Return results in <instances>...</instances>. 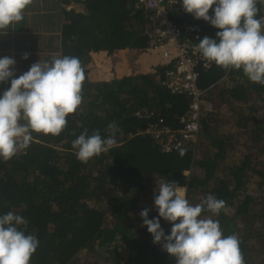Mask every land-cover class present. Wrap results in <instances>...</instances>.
Listing matches in <instances>:
<instances>
[{
  "label": "trees",
  "instance_id": "1",
  "mask_svg": "<svg viewBox=\"0 0 264 264\" xmlns=\"http://www.w3.org/2000/svg\"><path fill=\"white\" fill-rule=\"evenodd\" d=\"M59 1L81 3L84 12L59 8L57 57H109L112 71L85 78L82 104L59 135L32 133L27 149L10 160L0 158V216L13 211L28 220L21 230L39 241L30 264H176L162 244L153 243L140 216L148 208V219L159 218L170 235L172 224L159 217L154 203L162 177L187 186L193 205L209 194L224 200L218 215L205 210L202 216L218 220L224 236H238L245 264H264V85L250 81L242 69L214 62L199 68L207 103L223 109L233 132L217 127V109L201 119L198 153L166 154L148 130L161 121L181 130L190 99L164 86L170 68L157 65L159 54L149 46L153 12L136 8L138 0ZM257 7V18L264 16V0ZM174 20L186 24L198 43L205 36L217 39L219 30L211 24ZM9 51L0 48V58L10 57ZM18 61L29 68L36 63ZM113 122L117 145L87 162L77 159L72 142L85 129L107 137Z\"/></svg>",
  "mask_w": 264,
  "mask_h": 264
},
{
  "label": "clouds",
  "instance_id": "2",
  "mask_svg": "<svg viewBox=\"0 0 264 264\" xmlns=\"http://www.w3.org/2000/svg\"><path fill=\"white\" fill-rule=\"evenodd\" d=\"M257 2L182 0L185 12L219 30L217 39L205 36L198 43L197 38L204 59L224 68L242 69L250 81L264 85V16L257 18ZM31 3L32 0H0V29L23 21V13ZM180 28L195 36L186 24ZM28 57L25 53L22 59ZM156 63L159 67L166 65L160 56ZM15 64L14 58H0V83L10 81V88L0 95V158L4 160L27 149L34 141L32 133L59 135L67 125L66 118L82 104L86 78L82 62L75 56L55 57L43 63L39 60L18 77L13 70ZM166 66L170 68L168 72L173 69L171 64ZM108 128L111 133L107 137H102L99 130L89 135L85 129L72 142L78 150L77 159L87 162L115 147L119 128L115 122ZM154 203L159 217L172 224L170 235H165L159 218L148 219V208L140 213L142 226L153 236L154 244H162V249L176 258V264H245L238 236H224L218 220L202 216L205 210L218 215L225 208L224 200L209 194L193 205L185 198L183 187L162 177L155 189ZM27 225L28 220L16 212L0 216V264H30L39 241L21 230L20 226Z\"/></svg>",
  "mask_w": 264,
  "mask_h": 264
},
{
  "label": "built area",
  "instance_id": "3",
  "mask_svg": "<svg viewBox=\"0 0 264 264\" xmlns=\"http://www.w3.org/2000/svg\"><path fill=\"white\" fill-rule=\"evenodd\" d=\"M140 7L154 14L155 31L151 47L159 54L164 64L173 66L167 73L164 85L172 93L185 95L190 99L189 112L182 120L181 130H170L164 127L161 121L158 125L152 126L148 133L161 141L162 150L166 154L182 149L195 152L200 145L201 119L211 106L206 101V91H202L198 85V69L209 68L211 62L201 55L196 42L197 37L178 27L174 20L195 17L185 12L182 0H138L136 8ZM209 15H213L211 9ZM199 20L209 23L203 19ZM181 187L185 189L187 199L188 187Z\"/></svg>",
  "mask_w": 264,
  "mask_h": 264
},
{
  "label": "crops",
  "instance_id": "4",
  "mask_svg": "<svg viewBox=\"0 0 264 264\" xmlns=\"http://www.w3.org/2000/svg\"><path fill=\"white\" fill-rule=\"evenodd\" d=\"M64 7L68 11L84 12L81 3L64 6L59 0H32L23 13V21L14 23L7 29H0V48H10V57L16 61L13 70L17 77L30 69L18 61L25 53L29 54L28 59H35V62L40 60L41 63L57 57L58 53L52 51L53 38L61 35L62 21L58 14ZM92 56L97 57L95 54ZM28 59L23 61L27 62ZM2 86V90H7L10 88V81L0 83V88Z\"/></svg>",
  "mask_w": 264,
  "mask_h": 264
},
{
  "label": "rangeland",
  "instance_id": "5",
  "mask_svg": "<svg viewBox=\"0 0 264 264\" xmlns=\"http://www.w3.org/2000/svg\"><path fill=\"white\" fill-rule=\"evenodd\" d=\"M177 25V24H176ZM178 26V25H177ZM153 40L152 38L150 39L149 42V46H150V50L155 51L152 47ZM30 50V49H28ZM52 51L54 53H58V50L53 47ZM92 59L90 58V60H82V66L85 69V77L86 78H97V77H102V75H111V71H112V66L109 60V57H103V56H91ZM103 57V58H102ZM219 108V106H218ZM218 108L213 107L212 105L210 106V110L205 111L204 115L207 113H211V112H215ZM223 110V109H222ZM221 109H218L219 114H221V116L219 117L220 122L218 123L217 127L219 129H221V131L226 130L227 133H232L233 131L229 128L228 123H231L232 120L231 119H227L225 114L222 112ZM252 193V191L250 192Z\"/></svg>",
  "mask_w": 264,
  "mask_h": 264
}]
</instances>
